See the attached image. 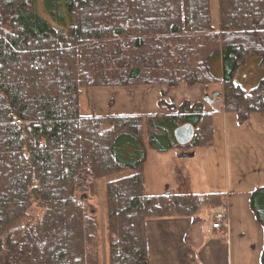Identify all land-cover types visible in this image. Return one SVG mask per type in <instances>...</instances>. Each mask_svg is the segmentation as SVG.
Instances as JSON below:
<instances>
[{
    "label": "trees",
    "instance_id": "1",
    "mask_svg": "<svg viewBox=\"0 0 264 264\" xmlns=\"http://www.w3.org/2000/svg\"><path fill=\"white\" fill-rule=\"evenodd\" d=\"M0 0V264H100L99 220L90 199L104 185L106 264H149L146 222L197 221L223 194H149L147 149L211 144L201 103L159 100L169 113H80L82 88L222 83L221 110L240 126L264 114V76L235 82L253 58L264 68V0ZM219 59L222 74L215 77ZM113 105V100L108 102ZM194 126L179 145L174 130ZM264 228V187L249 197ZM264 247V242H263ZM260 259L264 264V249Z\"/></svg>",
    "mask_w": 264,
    "mask_h": 264
},
{
    "label": "crops",
    "instance_id": "2",
    "mask_svg": "<svg viewBox=\"0 0 264 264\" xmlns=\"http://www.w3.org/2000/svg\"><path fill=\"white\" fill-rule=\"evenodd\" d=\"M211 85L209 84L204 89L200 84L189 86L183 81L172 88L164 84L137 86V88L142 89L139 91L140 93L134 90L128 91L126 102L122 99L123 93L118 89L128 87H106L110 89V92H100V94L105 97L104 101H108L109 97L112 96L113 105L109 106L106 102L110 109L107 114H161L165 109L159 107L158 101L163 99L164 102L171 104L170 97L173 95V100L178 103V106L184 101H189L191 104L201 103L203 111L212 114L214 140L209 144L210 146H214L216 141H220L218 132L220 133L221 128L225 129V134L228 133L227 121H233V124L235 122L238 128L242 129L252 128V125L253 127L261 126L264 123V114H253L246 123L240 126L233 113H226L221 110L222 100L219 97L213 99L214 102L216 99L221 101L218 109L204 106L203 103L207 97L206 94L210 92ZM184 155H187V158H192L195 155V149H190L186 154L178 152V157H184ZM228 156L229 147L226 153L227 173L225 177L215 175L211 162L207 167V176L205 175L198 180L195 179L196 182L192 183L191 187L193 190H190L191 193L195 194H223V206L211 209L203 208L197 215V221H193L191 217L179 215L147 220L145 230L149 264H262L260 257L264 249V228L257 221L256 215L252 211L249 197L257 187H264V180L253 182V186L249 185L245 188V184L241 181L232 188ZM179 182L180 186H186L188 178ZM166 189L169 190L165 186ZM195 189L203 191L198 190L199 192H197ZM169 191L173 192V190ZM216 221L221 224V228L211 227L212 223ZM253 236L256 241H259L258 244H255L254 239L249 238Z\"/></svg>",
    "mask_w": 264,
    "mask_h": 264
},
{
    "label": "rangeland",
    "instance_id": "3",
    "mask_svg": "<svg viewBox=\"0 0 264 264\" xmlns=\"http://www.w3.org/2000/svg\"><path fill=\"white\" fill-rule=\"evenodd\" d=\"M34 4L35 9L39 15H43L51 23L52 26H57L55 22H52L51 17L45 12L43 0H34ZM211 8L212 20L214 21V24L217 25V0H211ZM210 66L212 68L211 71L214 76L220 77L222 74V65L220 63V60L217 59L216 62H213ZM263 76L264 68L262 69L260 67L258 58H253L247 66L240 67V69L236 72L235 82L245 90H250L263 78ZM134 88H137V86L128 87L126 89H118V91H121V93H123L122 99L124 102H126V100L128 99V91L134 90L140 93L139 91L142 90L139 87L137 89ZM209 89L210 92L206 94V96L211 98L214 93L218 94L222 91V83L217 81V83L212 84ZM100 92L109 93L110 89H107L106 87H91L87 89H81L79 97L80 113L85 115L91 114L92 112L97 115H104L109 113L108 110L110 109L106 105V102L108 103L110 99L112 101V96L109 97L108 101H104L105 97H103ZM173 97H170V102L171 104L173 103L175 107H178V103L173 100ZM220 103L221 101L219 99H216L214 103H210L205 100L203 104L204 106H211L212 109H218ZM163 113L169 112L168 110H163ZM227 122L228 133L225 134V129L221 128L220 133L218 132L220 141H216L214 143V146L205 145L193 148L195 149V155L192 158L178 157V152H183L178 149L170 150L169 152L161 154L153 149L146 148L147 155L145 160L146 162L144 164V184L146 185L147 192L149 194H162L165 192V186L169 190H173V192L175 193L190 192V190H193L191 189V187L192 183L196 182L195 179L198 180L205 175L207 176V167L211 162V167L214 169L215 175L218 177H225L227 173L225 163L227 159L226 153L228 147V168L230 172V180H232V188H234L236 183H241V181L245 184V188L249 185L253 186V182L264 180V123H262L261 126L257 125L253 127L252 125V128L242 129L238 128L235 122L233 124V121ZM217 125H219L218 122ZM241 129L242 131H240ZM253 170H255V172H253ZM187 178V185L180 186L179 181L187 180ZM98 187L99 188L96 193V198H92L90 199V201L93 205V209L98 213L100 227V235L98 240L100 264H106V208L104 202L105 199L103 197L104 185L102 181L98 182ZM195 190H197V192L203 191L199 189ZM249 238L254 239L255 244L259 243V241H256L254 236Z\"/></svg>",
    "mask_w": 264,
    "mask_h": 264
},
{
    "label": "water",
    "instance_id": "4",
    "mask_svg": "<svg viewBox=\"0 0 264 264\" xmlns=\"http://www.w3.org/2000/svg\"><path fill=\"white\" fill-rule=\"evenodd\" d=\"M218 94L214 93L211 98L208 96L205 98L206 101L212 103L214 100V97H217ZM176 142L183 146L187 143L191 142L194 138V126L190 123H185V125H182L174 130V134ZM187 155H184L186 157Z\"/></svg>",
    "mask_w": 264,
    "mask_h": 264
},
{
    "label": "built area",
    "instance_id": "5",
    "mask_svg": "<svg viewBox=\"0 0 264 264\" xmlns=\"http://www.w3.org/2000/svg\"><path fill=\"white\" fill-rule=\"evenodd\" d=\"M211 227H213V228H221L222 226H221V224L218 221H216V222L212 223Z\"/></svg>",
    "mask_w": 264,
    "mask_h": 264
}]
</instances>
